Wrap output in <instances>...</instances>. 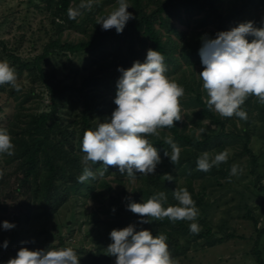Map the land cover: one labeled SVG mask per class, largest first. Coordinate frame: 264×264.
I'll use <instances>...</instances> for the list:
<instances>
[{
	"label": "trees",
	"instance_id": "1",
	"mask_svg": "<svg viewBox=\"0 0 264 264\" xmlns=\"http://www.w3.org/2000/svg\"><path fill=\"white\" fill-rule=\"evenodd\" d=\"M129 1L133 7V11H130L132 19L126 23L123 31L117 34L114 28L106 31L100 29L94 21L95 15L107 16L102 13V6L105 2L111 3L112 0L98 3L93 0L91 7L80 9V15L75 19L68 18L67 9L77 8L80 0H45L47 11L51 12L53 17L52 24L58 32L70 29L87 33L85 25L90 23L94 24L93 33L90 39L75 44L62 43L57 38L51 39L43 52L31 62L23 63L18 59L21 62V71L33 72L34 76L37 75L44 82L51 95L53 109L49 112L29 115L21 125L13 126L18 130L12 131V155L5 154L7 156L5 163L15 164L16 174L20 176L16 192L29 195L33 201V207L37 205L44 216H49L58 212L73 197L93 198L98 194L99 189L106 190L101 192L103 196L101 195L102 198L97 200L100 203L98 212L104 215L105 219L96 218L98 214L95 211L86 213L88 221L94 226L92 230L97 228V232L90 249H73L78 255L79 264H115L116 258L108 256L105 251L112 243L109 233L113 229H123L130 224L137 231L150 230L153 236L163 234L173 260L186 256L191 245L200 241L214 246L227 239L235 238L233 233L225 231L226 219L216 226V231L212 227L211 220L208 219L210 203L207 187L208 185L223 187L221 179L233 181L230 175L231 161L226 159L225 162L220 163L219 166H213L207 172L199 171L196 169V159L202 152H208L211 158L220 151L238 148L240 154L249 160L251 173L255 178L254 186L258 188V191L264 192L262 178L259 175V167L263 161L251 148L253 137L264 142V104L259 103L256 97L249 95L240 106L247 114V119L244 120L235 116L222 117L210 110L206 106L207 95L202 89V81L196 83L194 80L184 79L183 76L179 77L180 74L186 75L185 68L203 67L198 54L201 44L198 42L188 46L181 44L186 34L178 30L173 22V20L183 21L184 16H187L189 20H194L201 30L207 27V24H213L216 33L230 30L239 23L248 21L259 28L262 25L255 12L264 10V0H237L244 4L227 15L220 12V7L217 5L221 0ZM81 15L83 17H80ZM56 19L60 20L59 23ZM247 39L251 42L253 38L248 36ZM106 48H111L112 52ZM98 49L102 50L100 58L102 63L96 73H92L82 81L79 88L56 86L46 79L42 65L51 55L56 53L74 55L94 52ZM148 49L157 50L163 55L166 66L165 75L183 87L184 94L179 98V105L181 118L184 119L174 121L172 127L158 129V136L148 134L147 138L156 147L161 156V162L152 175L143 177L141 187L129 192L125 182L129 181L128 178H132L126 173L121 174L116 166L109 165L104 168L101 162L95 164L91 161L84 162L80 143L86 129H94L98 123L104 121L102 114L97 113V117L100 118L92 115L100 106H95V109L91 111L93 97L88 92L90 88L101 86L108 91L112 97L109 104L116 108L114 98L115 84L120 75L117 71L118 67L128 69L134 61L143 63ZM123 50H125L124 54ZM110 58L111 62H109ZM3 91L0 85V92ZM66 91L76 92L83 103L78 120H75L78 127L71 131L63 128L58 118L60 96ZM96 119L99 121L96 122ZM211 126H215V129ZM199 129L203 131L200 132ZM166 136L171 137L180 148L179 159L175 164L164 156L166 150L171 151L164 141ZM85 168H88L93 176L78 182V177L83 174ZM113 174L117 177L116 182L121 185L120 191L113 189L105 181V178ZM138 174V172L135 173L136 178ZM198 182H201L200 190L195 189ZM176 188H185L195 202L198 209L195 221L202 226V229L196 233L188 230V224L193 221L171 222L164 218L152 220L151 223H140L141 219L148 218H141L139 214L127 210V204L130 201L142 203L156 192L165 193V199L161 201L162 207L176 205L177 201L172 197V191ZM238 193L242 194L240 191ZM262 200L264 202V197ZM32 208L27 207L24 215L27 219L31 216ZM238 208L240 213L242 212L241 218L252 222L254 226L257 238L252 254L258 264H264L260 249L264 227L258 228V219L244 200V196ZM4 211L5 209L0 205V213ZM9 222L15 227L0 233V245H3L5 240L8 242L6 248L0 246V259L5 262L11 258L10 255L8 256L9 252H16L19 242L27 244V240L19 231L21 218L15 215ZM59 241L61 248L69 247L65 245L62 237H59Z\"/></svg>",
	"mask_w": 264,
	"mask_h": 264
},
{
	"label": "rangeland",
	"instance_id": "2",
	"mask_svg": "<svg viewBox=\"0 0 264 264\" xmlns=\"http://www.w3.org/2000/svg\"><path fill=\"white\" fill-rule=\"evenodd\" d=\"M100 1L105 0H95L96 3ZM128 3L130 8L127 11H133L132 3L129 0ZM243 4L242 1L237 0H221L217 3L220 12L224 15L234 12L237 7H241ZM117 6V0H112L111 3L105 2L102 6V13L108 15ZM46 7L45 0H0V61H6L14 70L16 82L19 85V91H16L8 83L0 84L4 89L3 92H0V128L5 129L10 138L13 136V129L18 130L17 127H13L15 124L21 125L29 115L49 112L53 109L51 95L44 82L37 75L34 76L33 72L21 71V62H31L43 52L44 47L51 39L57 38L62 43L75 44L90 39L93 33L94 24L90 23L85 25L87 33L70 29L58 32L52 24V14L47 11ZM255 13L260 19L261 25H264V10ZM102 18L100 14L95 15L94 21L97 22ZM59 21L56 19L57 23ZM173 22L178 30L186 34L181 44L184 43L187 46L188 44L195 45L197 42L201 44L204 36L215 38L216 29L211 23L201 30L194 20H189L187 16H184L183 21L173 20ZM97 25L102 29L99 24ZM106 49L111 51V48ZM101 51L98 49L94 52L74 55L70 53L53 54L43 62L42 68L45 77L56 86L79 88L82 81L92 73H96L102 63ZM122 52L124 54L125 50ZM111 61L110 58L109 62ZM202 70L201 66L195 69L185 68L186 75L180 74L179 77L183 76L184 79L194 80L198 83L201 81L198 74ZM193 72L194 75H192ZM88 92L93 97L91 111L95 109V106H100L92 114L93 117L96 118L97 113H100L104 120L109 118L115 108L109 104L112 97L108 91L98 86L91 87ZM60 98L59 122L63 128H68L71 131L78 127L75 120H78V115L83 109L82 98L73 91H66ZM206 123L208 124V122ZM211 128L215 129V126H211ZM251 148L263 161L259 167V175L264 186V142L253 137ZM227 159L231 161V166L237 165L238 170L236 174L231 175L233 181L221 179L223 187L208 185L207 192L210 203L208 219L211 220L214 229L226 219L225 231L233 233L235 238L227 239L214 246L207 245L205 241L192 244L186 256L174 260L175 264H258L252 254L257 233L252 222L241 218L242 212L240 213L238 207L244 196V200L250 205L258 219V228L264 227V202L262 200L264 192L258 191V188L254 186L255 178L251 173L249 160L240 154L238 148L229 149ZM6 161L7 156L0 154V182H2L0 205L5 209L0 213V222H9L15 215L20 217L19 231L27 240V244L19 242L16 252L11 251L8 256L14 258L21 247L29 250H44L49 247L61 248L59 237H62L65 245L72 249H90L93 246L97 228L92 230L94 226L88 221L86 213L95 211L98 214L96 218L105 219V216L98 212L100 203L97 200L102 198V193L106 190L99 189L98 194L93 198L73 197L58 212L44 216L37 205L34 206L35 208L33 207V201L29 195L16 192L20 176L16 174L15 164L10 165L5 163ZM145 176L149 175L139 173L136 179L128 178L129 181L125 182V186L129 192L141 187L142 179ZM116 178L113 174L105 178V181L113 189L120 191L121 185L116 182ZM200 183H196V190L201 189ZM239 191L242 193L241 195L238 193ZM27 207H33L29 219L24 216ZM198 226V230H201L202 226L199 224ZM3 231L0 228V233ZM260 249L264 260V236L260 240ZM4 262L0 259V264H4Z\"/></svg>",
	"mask_w": 264,
	"mask_h": 264
},
{
	"label": "clouds",
	"instance_id": "3",
	"mask_svg": "<svg viewBox=\"0 0 264 264\" xmlns=\"http://www.w3.org/2000/svg\"><path fill=\"white\" fill-rule=\"evenodd\" d=\"M93 0H80L77 8L69 7L67 16L75 19L80 9L91 7ZM117 7L107 16L97 21L103 30L114 28L119 34L126 23L132 19L128 0H117ZM253 39L248 41L247 37ZM203 70L198 74L202 89L206 92V106L222 117L235 116L247 119L240 107L252 95L264 104V25L257 28L251 21L242 22L227 31H219L215 38L204 36L198 49ZM163 55L148 49L143 63L134 61L128 68L118 67L120 73L115 87L114 104L116 108L109 118L96 125L94 129L83 132L80 150L84 162L101 166H116L121 174L133 179L135 173L150 175L161 162L156 147L147 138L148 134L159 135L158 129L172 127L180 121L179 98L184 94L183 87L168 78ZM8 83L19 91L14 70L6 61H0V84ZM198 131L202 132L203 129ZM199 138V137H197ZM171 151L164 156L175 164L179 159L180 148L171 137L164 138ZM13 144L5 129L0 128V154L12 155ZM227 159V151H220L210 158L202 152L196 159V169L207 172ZM238 166L233 164L230 175L236 174ZM103 173H101L102 175ZM85 168L78 182L92 177ZM176 205L162 207L164 192H156L142 203L129 202L127 210L139 214L140 223L167 218L193 221L188 224L191 233L198 231L195 218L198 209L190 193L185 188L172 191ZM115 211V209H113ZM15 225L8 221L0 222V228L10 230ZM112 243L106 248L108 256H114L115 264H175L171 258L163 234L153 236L147 229L134 230L133 225L123 229H113L109 233ZM7 240L0 245L7 247ZM4 264H79L77 253L71 247L29 250L21 247L14 258Z\"/></svg>",
	"mask_w": 264,
	"mask_h": 264
}]
</instances>
